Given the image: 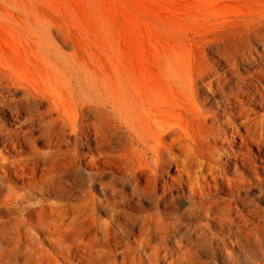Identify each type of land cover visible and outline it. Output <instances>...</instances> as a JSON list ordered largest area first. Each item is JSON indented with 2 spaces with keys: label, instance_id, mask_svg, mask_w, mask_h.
<instances>
[{
  "label": "rangeland",
  "instance_id": "374dc122",
  "mask_svg": "<svg viewBox=\"0 0 264 264\" xmlns=\"http://www.w3.org/2000/svg\"><path fill=\"white\" fill-rule=\"evenodd\" d=\"M260 58L264 0H0V133L22 129L28 138L22 147L0 138V259L49 249L54 236L39 226L65 217L76 220L65 228L66 245L133 246L144 224L162 253L164 245L175 255L189 251V263L161 264H263L264 241L257 256L243 246L259 249L244 231L264 225V174L259 168L255 181L240 182L232 167L240 138L225 124L235 98L249 117L264 114ZM82 120L96 122L98 132L77 136L71 151L82 159L68 180L69 151L56 154L55 143H74L71 128ZM96 137L104 145L100 165ZM31 153L53 161L50 175L63 174L69 204L6 174L19 159L27 168ZM205 162L236 181L202 183L195 172ZM153 179L163 191L133 194ZM115 215L126 230L113 225ZM110 259L95 256L98 264Z\"/></svg>",
  "mask_w": 264,
  "mask_h": 264
},
{
  "label": "bare ground",
  "instance_id": "6f19581e",
  "mask_svg": "<svg viewBox=\"0 0 264 264\" xmlns=\"http://www.w3.org/2000/svg\"><path fill=\"white\" fill-rule=\"evenodd\" d=\"M253 47V46H252ZM263 58H260V62H263ZM260 68V77L264 80V68L262 65H259ZM232 73V72H231ZM228 74V73H227ZM227 76V75H226ZM196 82V81H195ZM225 89V88H223ZM217 91V90H216ZM195 97V96H194ZM197 103V102H196ZM165 109V108H164ZM199 110V109H198ZM85 111V110H84ZM216 115L214 114V117ZM225 124L231 129L237 132L240 138V143L238 145V150L233 153V172L239 175L240 182H244L246 184H250L251 181H255V174L258 173L259 168L262 169L264 174V166H259L258 161L264 163L263 159H258L259 157L254 155L251 149V146H255L258 152H264V114L261 115L260 118H251L246 114V110L244 108V102L238 100L237 98L233 101V107L229 109L227 114L225 115ZM219 120V119H218ZM241 121V127L244 130L242 133L239 131L240 126L237 125V121ZM218 125H222L220 122H216ZM124 127V126H123ZM21 129V128H20ZM93 132V135H97L98 125L94 121L88 122L87 120L81 121L80 128H71V133L76 135V139L74 143H69L68 141H57L56 144V154H63L62 151L67 149L68 153V161L70 162L71 168L64 173V177L70 180L72 177L77 175L76 173L78 164L77 162L81 161V157L74 151H71L78 144L79 136L85 138L87 136V131ZM20 133V134H19ZM103 134V133H102ZM0 138L4 142H8L9 144L17 147H22L25 142L28 140L27 133L22 129L20 131H16L13 134H10L8 131L6 134L0 133ZM3 135V136H2ZM110 135V134H109ZM116 136V135H115ZM139 145H142V149L146 151L152 150L154 157H158L161 153L160 149L156 147H152L151 145L145 144V141L142 139H138L137 141ZM105 143V142H104ZM103 144L100 143L99 139L96 137L94 139V143H92V148H95L98 154V161L95 164L100 165L103 161L105 152L102 151ZM69 147V148H68ZM99 149V150H98ZM34 153H31L28 160H31L30 165L26 168L23 166L27 159H19L15 162L6 164V174L8 176H14L21 180H24L27 186H35L36 189L45 192L46 194H54L59 193L62 199H59L63 204H69V198L67 197L68 189L62 185L61 177L63 174H60L59 171H55L54 175H50L51 170H53L54 163L53 161H49L39 158ZM240 162V167L242 171H238L236 166V162ZM153 172L156 176V173L159 170V159H155L152 161ZM117 166V165H116ZM177 166V165H176ZM114 167V166H113ZM174 167V166H173ZM193 167V166H192ZM98 168V167H97ZM181 170V169H179ZM197 176L195 178L202 179V183L206 181L216 182L218 179L225 180L228 179L232 182L236 180H232L229 177L228 171L214 166L210 162H205L202 167H198L195 172ZM39 176L41 178V184L36 185L35 178ZM45 176V177H44ZM192 177V176H190ZM48 178L52 181V184L48 182ZM248 178L250 180L248 181ZM198 192L202 193L201 188L197 187ZM164 189L160 186L159 182L155 179L147 180L144 185H135L132 188L133 194L139 195L141 193H157L159 191H163ZM18 197H23L19 195ZM29 201V197L25 195ZM200 198L202 196H199ZM26 208H29L27 205ZM86 210L83 209L80 214L84 215ZM73 213V212H72ZM50 215H55L54 211L50 212ZM76 216V214H75ZM77 215L76 217H78ZM62 217V216H61ZM112 223L119 230H126V224L120 218L119 215H115L112 217ZM256 218V217H255ZM230 221L225 220L224 225H228ZM53 223V224H52ZM76 223L75 219L68 218H60L59 221L53 220L52 222H46L39 226V230L41 232H46L47 234H51L54 237L48 241L50 246L49 249L44 247H39L37 249H27L21 250L20 255H22V259L16 258L14 260H10L9 257L4 256L3 259H0V264H60L59 259H61L66 264H98L95 261V256L100 255H108L110 256L109 263L117 264V258L122 259L120 264L124 263L125 259H130L131 264H161L162 262H171L174 260H179L182 263H189L190 261L187 258L189 255L188 250H183V252L175 255L174 251H170L164 245V252L162 253L159 243L155 240L157 235L153 234L151 228L147 225L140 224L138 225V235L136 245L119 247L117 245L105 244V245H97V246H75V245H66L63 242L65 237V232L67 227L74 225ZM244 231L247 233L249 240L252 242H257L259 244V249L256 251L247 248L245 245L244 254H248V251H251L253 256H257L258 254L263 252V245H261L262 241H264V225L258 224L255 228H249ZM30 237V235L28 236ZM45 242V240H44ZM47 242V241H46ZM156 242V243H154ZM163 243V242H162ZM15 248V247H13ZM12 248V249H13ZM66 249V250H65ZM38 254V257H32ZM50 254L51 258L44 259L43 255ZM70 259H75L73 262H68ZM264 264V263H263Z\"/></svg>",
  "mask_w": 264,
  "mask_h": 264
}]
</instances>
